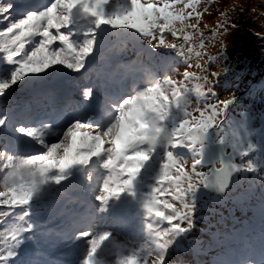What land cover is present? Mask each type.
Listing matches in <instances>:
<instances>
[{
  "label": "snow or ice",
  "instance_id": "1",
  "mask_svg": "<svg viewBox=\"0 0 264 264\" xmlns=\"http://www.w3.org/2000/svg\"><path fill=\"white\" fill-rule=\"evenodd\" d=\"M213 3L0 0V264H43V207L60 197L78 207L55 264H177L206 197L241 177L264 190V112L255 127L209 71L243 5L201 27Z\"/></svg>",
  "mask_w": 264,
  "mask_h": 264
},
{
  "label": "rangeland",
  "instance_id": "2",
  "mask_svg": "<svg viewBox=\"0 0 264 264\" xmlns=\"http://www.w3.org/2000/svg\"><path fill=\"white\" fill-rule=\"evenodd\" d=\"M13 2L22 4L24 0H13ZM235 4L243 5V8L238 9L233 16L232 22L237 25V29L230 33L224 41L223 49L218 42L215 47L211 45L208 47L207 51L211 55L221 57L218 63L213 62L209 66V71L220 73L219 78L213 80L214 90L220 98L234 94L242 105L252 106V110L257 116L255 127L259 128L261 126L259 114L264 112V39H261L257 33L260 32L264 35V0H215V3L210 6L211 14L203 16L201 27L204 23L210 27L214 26L218 20V11ZM246 28L255 31L254 38L249 35ZM205 32L209 34L208 30ZM243 35H247V39L252 40V43L240 47L239 43L242 41ZM247 53L252 57L249 59V66L244 69L241 60ZM75 99H81L79 94ZM249 180L250 177H241L239 183L223 200L205 198L206 203L202 205L196 215L195 228L187 240L182 242L180 249L173 257L177 264H214L218 257L229 256L231 250L239 254L237 248H224L221 253V251H211V247L214 245L213 240L217 242L220 235L225 234L223 239L228 243L230 238L227 237L235 236L245 227L244 224L251 223L252 218L247 219L251 210L259 208L260 213L264 216V212L261 211L262 203H264V190L258 186L250 187ZM74 200L72 198V201ZM72 201L68 197H60L51 209L48 207L51 201H46L43 207L41 224L46 226L45 229L50 238L49 247L43 252V255L49 264H55V261L61 256L64 250V240L61 232L54 230L57 226H52L51 230L48 228L63 217L62 213L58 211V206ZM241 219L247 222L242 224L243 220ZM233 226L237 227L233 228ZM246 247L248 250L242 254L243 258L249 251L247 243ZM204 251L210 253L211 257L205 258Z\"/></svg>",
  "mask_w": 264,
  "mask_h": 264
},
{
  "label": "clouds",
  "instance_id": "3",
  "mask_svg": "<svg viewBox=\"0 0 264 264\" xmlns=\"http://www.w3.org/2000/svg\"><path fill=\"white\" fill-rule=\"evenodd\" d=\"M257 249H259V251H257ZM240 264H264V231H262L260 235L259 247L249 246V251L247 255L240 260Z\"/></svg>",
  "mask_w": 264,
  "mask_h": 264
},
{
  "label": "bare ground",
  "instance_id": "4",
  "mask_svg": "<svg viewBox=\"0 0 264 264\" xmlns=\"http://www.w3.org/2000/svg\"><path fill=\"white\" fill-rule=\"evenodd\" d=\"M247 182V181H246Z\"/></svg>",
  "mask_w": 264,
  "mask_h": 264
}]
</instances>
